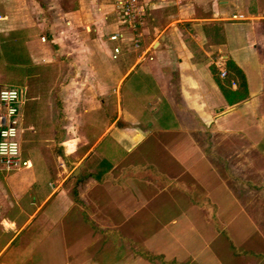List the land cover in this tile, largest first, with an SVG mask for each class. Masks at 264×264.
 <instances>
[{"label":"crops","instance_id":"1","mask_svg":"<svg viewBox=\"0 0 264 264\" xmlns=\"http://www.w3.org/2000/svg\"><path fill=\"white\" fill-rule=\"evenodd\" d=\"M43 1L48 15L35 27L44 40L26 43L39 59L33 63L55 65L57 79L70 66L81 79L69 87L71 112L81 107L78 122L70 113L50 124L56 158L75 152V165L92 168L84 177L110 185L116 223L155 224L146 238L164 264H250L264 256V0H141L144 53L122 41L114 59L116 42L107 35L129 32L115 21L114 0ZM228 62L245 77L239 99L218 83ZM226 86L234 91L237 82ZM54 92L59 98L61 87ZM107 107L114 114L97 136L76 132L77 125H93L84 122L85 113ZM19 143L30 166L0 170V264H19L12 259L25 252L20 263L31 264L32 255L40 264L53 247L38 224L47 207L58 214L63 199L44 148L24 155ZM64 143L73 145L67 154ZM251 237L261 251L238 248L235 239Z\"/></svg>","mask_w":264,"mask_h":264},{"label":"rangeland","instance_id":"2","mask_svg":"<svg viewBox=\"0 0 264 264\" xmlns=\"http://www.w3.org/2000/svg\"><path fill=\"white\" fill-rule=\"evenodd\" d=\"M46 6L43 0H0V86L7 85L26 89L23 95L24 102L21 105L20 120L22 126L19 124V129L22 132L18 134V139L21 140L22 153L25 155V152H30V154L35 155L34 148L41 146L44 148L46 159L50 165L49 168H52L53 171L52 177L57 179L56 184L58 183L59 186L60 196L58 198L63 199L62 204L58 205L60 212L54 214L55 212L51 211L52 207H47L44 210V220L38 224L45 236L49 234V239L45 244L53 247V250H46L47 255L40 256L37 260H43L40 264H56L58 261L66 264H109L111 262L116 264H148L147 261L151 264H164L166 261L161 254L154 252L158 249L151 245L153 241L146 238L147 231L155 228V224L146 222V219L132 224L129 222L116 223L114 220L116 210L114 202L108 198L110 195L106 189L110 185L108 183L100 185L84 177L87 173H93L92 168L86 170L82 167L77 174L72 176L80 162L74 164L77 162L74 156L76 155L75 152L70 155L71 157L69 155H67L68 157L64 156L67 160L56 158L57 152L54 149L59 145L50 137L52 134L50 124L56 122L58 118L64 122L70 116L67 114L72 113L75 96H72L74 94L69 87L72 86V82L81 81V79L78 75L70 73V66L63 65L66 68L63 73L64 76L57 79L58 72L55 65L50 67L33 63L39 59H35V56L31 55L32 53H30L26 43L33 37L40 39L41 36L38 35L39 30L36 29L35 24L42 23L43 19H46L48 15ZM17 30L22 31L23 40L21 42L23 45L16 47L11 44L12 40L9 39V36L12 35L11 32ZM45 38L46 41L41 43L46 44L48 42L47 34ZM1 41L6 43L7 52L3 51L4 46L1 45ZM25 52L28 59L25 61V59L20 58L19 61L23 62V67L18 69V66L12 64V60L8 57ZM52 53L53 50L51 49L49 55ZM61 56L66 59L65 55L62 54ZM10 78L14 79L10 81ZM20 80L22 81L20 82ZM60 87L62 94L58 96L61 102L54 92L56 88ZM65 88L69 91L66 95L63 93V91L66 92ZM76 108V112H73L70 117L78 122L81 107L77 105ZM112 114L114 113L110 107L85 113L84 122H93V125H89L87 128L77 125L76 132L81 136L83 130L84 133L86 132L87 135L94 138L93 136H97L103 125L109 122L108 118ZM30 124L32 125L30 126ZM39 126L42 127L45 137L47 135L50 140L42 142L38 136L41 134L38 131ZM111 136H106L102 144L106 143ZM60 146L65 148L67 154V148H71L73 145L64 143ZM78 153L80 154V151ZM62 166L66 170L55 176V170L62 168ZM117 172L118 170L115 169L114 173ZM99 196H102L103 204L99 202ZM139 203L143 202L140 200ZM3 209L0 206V213L3 212ZM254 209L252 206L249 207V211ZM120 235L124 238H121ZM251 238L249 242L246 239L242 241L241 238L235 239V242L238 244V248L252 247L261 251L259 242L253 241L254 238ZM33 253L35 255V251ZM44 254L46 253L44 252ZM19 256L17 260L12 259L13 263L24 264L25 262L20 263V259H26V252ZM31 257L32 255L29 257L32 261L31 264H34ZM251 260L250 264H263L264 256H260V258L253 256Z\"/></svg>","mask_w":264,"mask_h":264},{"label":"built area","instance_id":"3","mask_svg":"<svg viewBox=\"0 0 264 264\" xmlns=\"http://www.w3.org/2000/svg\"><path fill=\"white\" fill-rule=\"evenodd\" d=\"M147 14L146 6L141 0H114V18L118 25L128 30V34L121 30L107 35V40L116 42L112 48L111 57L114 59L120 52L119 43L131 41L135 49H140V26ZM235 17V15L233 16ZM40 39L43 41L44 37ZM142 53L144 50L140 49ZM146 52V51H145ZM149 59L152 56H148ZM225 70L219 75L224 77ZM24 89L21 87L0 86V170L12 172L20 167H29L30 161L22 159L18 139L21 105L24 102Z\"/></svg>","mask_w":264,"mask_h":264},{"label":"trees","instance_id":"4","mask_svg":"<svg viewBox=\"0 0 264 264\" xmlns=\"http://www.w3.org/2000/svg\"><path fill=\"white\" fill-rule=\"evenodd\" d=\"M10 34H12V35L9 36V39L12 40L11 44L13 46L17 47V45H21L22 44L21 41L23 40V37H22V31L21 30H17L15 32H11ZM1 45L4 46L3 47V51L7 52L6 43L1 41ZM8 58L12 60V64L17 65L18 66L17 68L20 69V67H23L22 66L23 62L19 61L20 58L25 59V61H27L28 55H26V52H25L24 54L23 53H19V54H16V55H11ZM227 67L229 68V73L227 75H225V78L222 81L219 80L218 83H219L222 91L224 92V94L226 96L228 95L229 97L232 96L231 98H233V99H239V98L243 97L244 94L246 93V82H245L244 74L242 73V71L236 65H234L231 62H228ZM13 79L14 78H10L9 80L12 81ZM232 79L236 80L237 88L234 91H229L228 92V88L226 86V83H229V81H231ZM21 81L22 80H20V82ZM15 82H17V81L15 80ZM23 89H24V92H25L26 89L24 87H23ZM107 167H109V166L106 165V168ZM102 231L104 232L105 230H102Z\"/></svg>","mask_w":264,"mask_h":264},{"label":"water","instance_id":"5","mask_svg":"<svg viewBox=\"0 0 264 264\" xmlns=\"http://www.w3.org/2000/svg\"><path fill=\"white\" fill-rule=\"evenodd\" d=\"M82 165H83L82 163L79 164V166L73 171L72 176L79 172Z\"/></svg>","mask_w":264,"mask_h":264}]
</instances>
